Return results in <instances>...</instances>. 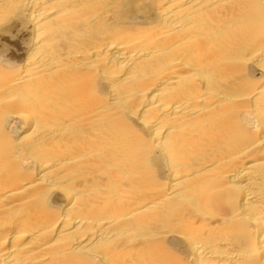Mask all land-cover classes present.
<instances>
[{"label":"bare ground","instance_id":"1","mask_svg":"<svg viewBox=\"0 0 264 264\" xmlns=\"http://www.w3.org/2000/svg\"><path fill=\"white\" fill-rule=\"evenodd\" d=\"M0 264H264V0H0Z\"/></svg>","mask_w":264,"mask_h":264}]
</instances>
